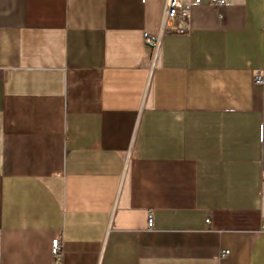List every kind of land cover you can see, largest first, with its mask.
Returning a JSON list of instances; mask_svg holds the SVG:
<instances>
[{"label": "crops", "instance_id": "1", "mask_svg": "<svg viewBox=\"0 0 264 264\" xmlns=\"http://www.w3.org/2000/svg\"><path fill=\"white\" fill-rule=\"evenodd\" d=\"M165 1L0 0V264H264V0Z\"/></svg>", "mask_w": 264, "mask_h": 264}, {"label": "built area", "instance_id": "2", "mask_svg": "<svg viewBox=\"0 0 264 264\" xmlns=\"http://www.w3.org/2000/svg\"><path fill=\"white\" fill-rule=\"evenodd\" d=\"M228 0H166L165 7L160 21V33L164 32H176L181 33L185 31V21L189 13V7L192 3L208 2L214 4L225 3ZM144 39L146 43L152 41L151 37L144 32ZM157 41V40H156ZM252 79L255 83L261 87V101L264 103V75L260 70H255L252 74ZM208 221V217L204 219ZM147 226L152 225V214L151 212L146 215ZM264 229V224L261 225ZM227 252V249H221L220 255ZM50 253L53 260L56 263L61 262V238L54 236L50 240Z\"/></svg>", "mask_w": 264, "mask_h": 264}]
</instances>
